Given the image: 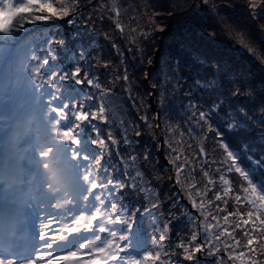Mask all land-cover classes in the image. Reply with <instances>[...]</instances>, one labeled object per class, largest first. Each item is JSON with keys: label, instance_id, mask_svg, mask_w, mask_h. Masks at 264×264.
<instances>
[{"label": "trees", "instance_id": "trees-1", "mask_svg": "<svg viewBox=\"0 0 264 264\" xmlns=\"http://www.w3.org/2000/svg\"><path fill=\"white\" fill-rule=\"evenodd\" d=\"M54 2L59 3V0ZM199 2L115 0L113 7V0H90L89 6L81 9L84 19H78L76 24L88 33L84 43L95 66L93 75L106 86L103 102L107 118L103 123H95L107 145L111 146L107 139L109 134L116 141L113 150L100 153L106 164L97 162L96 174L100 177L101 171L106 170L105 180L118 174L117 178L126 186L132 184L137 188L136 196L141 205H156L154 212L149 209L147 215H136L131 222L129 231L133 239L140 238L132 245L135 253L148 245L156 228L166 225L173 244L195 231L197 242L202 244L211 226L212 233L207 236L212 238L213 244L214 241L218 244L220 261L241 264L230 257L237 255L236 241L246 244L244 232L252 229V224L243 223L247 213L253 210L243 199L244 189H251L254 185L259 189L260 181L252 176L254 167L258 166L259 172L264 173V123L259 119L264 115L260 111L261 98L264 97V48L257 43L264 40L256 28L255 40H249L254 44V50L243 51L250 49L247 44L238 45L234 50L231 46L237 40L238 27L241 29L244 25L249 29L248 22L253 15L240 16V6L218 15L208 13L207 16L204 12L193 13L186 8ZM221 4L229 3L220 0L218 5ZM0 13V27H3L13 12L0 10ZM36 24L39 26L26 27L16 36L15 43L23 46L21 51L38 49L41 41L46 43L47 38H52L66 43L63 49L54 45L62 66L71 68L79 61V56L73 55L75 41L67 35L70 26L50 25L48 22ZM145 33H150V38L145 39ZM9 43L0 35V46ZM217 64L221 66L222 88L213 80V67ZM240 83L244 85L241 91L251 93V96L229 99ZM87 87L91 90V86ZM220 102L225 107L232 104L234 108H244L255 122L244 123L234 117L237 126L228 129L227 122L218 121L213 115V127L219 126L224 136L210 132L208 124L201 121L200 112L206 111L209 103L214 106ZM2 106L0 103V110ZM85 136L95 138L91 129L78 134L82 143ZM57 140L59 138L52 135L51 141L57 144ZM225 142L229 144L228 149L223 147ZM58 146L64 158V168L75 185L81 188L79 162L72 159L63 142ZM96 151L100 152L99 149ZM229 151L235 160L228 156ZM132 158L135 164L130 162ZM174 165H179V172ZM237 168L249 172V177L245 178ZM177 178L180 185H176ZM260 187L264 188V183ZM217 195L223 199L216 200ZM177 196L178 202L170 204L169 200L175 201ZM237 196L241 197L239 205L235 200ZM259 219L258 213L255 229L250 234L255 240L262 241L264 233L260 229L264 225H260ZM184 242L189 244V255L195 264H215L209 256L205 260L200 249L192 253L190 249L195 245L187 240ZM228 243L233 245L231 252L225 250ZM209 249L214 248L206 243V254ZM216 250L215 247L214 252ZM180 251L173 252L175 260L180 264H193V261L184 259ZM243 251L246 262L248 250L243 248ZM256 255L264 261L259 248ZM158 260L174 264L167 255L159 256Z\"/></svg>", "mask_w": 264, "mask_h": 264}, {"label": "snow or ice", "instance_id": "snow-or-ice-1", "mask_svg": "<svg viewBox=\"0 0 264 264\" xmlns=\"http://www.w3.org/2000/svg\"><path fill=\"white\" fill-rule=\"evenodd\" d=\"M89 3L90 0H59V3H55L54 0H19V2L0 0V10L13 12L8 22L0 27V35L5 36L10 42L0 46V77L3 79V83L0 84V103L3 104V115H0V133H2L0 139L5 156L4 161L0 162V187H4L6 197L16 205L14 213L18 216L22 211V204L19 199L17 177L22 174L23 161L29 151L28 142L33 133L39 132L41 136H45L49 129L52 135L63 142L72 159L79 162L83 185L80 188L79 207L74 212L67 208L54 207L49 211L59 215L51 216L41 209V223L36 237L38 243L32 256L25 259L23 264H150V262L169 264L167 260H158L161 255H167L172 258L174 264H180L173 256L176 250H182L180 255L195 264L194 258L189 255V244L184 241L194 244L190 251L197 252L201 249V243L197 242V233L193 231L190 236L180 237L178 242L173 244L166 231V225L152 231L150 242L141 251L131 252L132 245L140 240L139 237L133 239L129 231L133 218L136 215H147L149 209L154 212L156 205L151 203L147 207L141 205L136 196L137 188L132 184L126 186L120 178H117L118 174L107 180L103 178L107 174L106 170L101 171L100 177L96 174L99 169L97 162L106 164V160L102 161L100 153L107 154L113 150L116 141L109 134L107 139L111 142V146L107 145L101 138V129L95 123L96 121L103 123L107 118V110L103 102L106 86L93 75L95 66L87 55L88 47L84 43L88 33L82 31L76 24L78 19H84L81 9L88 7ZM248 7L256 16L264 17V0H259L258 3L257 0H250ZM186 8L191 9L193 13L204 12L207 16L208 13L218 15L221 11H229L232 5H212L210 0H200L198 4L193 3ZM36 22L70 26L67 35L75 41L73 55H78L79 61L71 68L62 66L54 45H60L63 49L66 43L52 38H47L46 43L41 41L38 49L21 51L23 46L15 43L16 36L22 34L26 27L39 26ZM116 27L119 28L120 25L117 24ZM209 35L214 34L209 33ZM246 35L255 40L251 32H246ZM143 36L148 39L151 34L145 33ZM261 39L264 40V29L261 30ZM231 47L237 50L236 45ZM242 50L252 51V49ZM220 73L221 66L214 65L213 80L222 88L223 78ZM25 75L27 86L24 81ZM87 86H91V90ZM243 87L242 83L236 86L229 99L233 97L239 99L241 95L251 96V93L241 91ZM41 105H43L42 109ZM260 111L264 113V97L261 98ZM213 115L218 121L227 122L228 129L237 126L234 117H239L244 123L255 122L242 107L234 108L232 104L225 107L223 102L214 106L209 103L208 109L200 112V119L208 124L210 132H217L221 137L224 136V132L220 131L219 126L213 127ZM192 118L195 119V116L193 115ZM259 119L264 123V115ZM69 124L71 126H68ZM88 129L95 134V138L89 139L85 136L82 143L78 134L85 133ZM223 147L228 149L229 144L225 142ZM96 149L100 152L98 153ZM145 155L148 153L145 152ZM228 156L233 160L236 159L231 151L228 152ZM130 162L135 164V159L132 158ZM174 167L179 172V165ZM236 170L245 178L249 177V172L239 168ZM252 176L260 181V185L264 183V173L259 172L258 166L252 169ZM249 183H252L251 179ZM180 184L181 181L177 178L176 185ZM260 185L259 189L255 185L251 189H244L243 199L253 210L247 213L243 223L252 224V229H255L258 213L259 223L264 225V188ZM222 199V196H216V200ZM240 199V196L235 197L237 205ZM178 200L177 196L175 201L169 200V203ZM225 207H227L226 201ZM252 229L244 232L246 244L241 245L240 241H236L237 255L230 257L231 260L240 261L241 264H264V261L259 260L256 255L257 248L260 249V254H264V240H255L250 234ZM260 232L264 233V227ZM130 237L132 239H129ZM73 238L75 243L67 247L62 246L63 242ZM205 240L212 245V248L216 247L210 236L205 237ZM216 240L219 241V237H216ZM28 245L27 234L18 233L13 224H10L7 230L0 226V264H21L20 257L28 250ZM243 248L248 250L249 258L246 262L243 260L245 256ZM225 250L233 251V245L228 243L225 245ZM208 254H212V249H209Z\"/></svg>", "mask_w": 264, "mask_h": 264}, {"label": "rangeland", "instance_id": "rangeland-1", "mask_svg": "<svg viewBox=\"0 0 264 264\" xmlns=\"http://www.w3.org/2000/svg\"><path fill=\"white\" fill-rule=\"evenodd\" d=\"M227 2L229 4L232 5V8H238V6L242 7L240 8L241 10V14H239L240 16L242 15V17H244V15L246 16H250L253 15V18L250 20V22H248V27H244V25H241V29H237L236 32V41L234 42V45L238 46L241 44H247L249 46L250 49H253L255 47H253L254 44H250L249 40L252 39L250 38L248 35H246V32H251L252 37H256L257 33H255L256 28L261 32L262 29H264V17L261 16H256L254 14V12L248 7L250 0H240V2H237L236 0H227ZM259 2V0H257V3ZM210 3L212 5H218V3H220V0H210ZM257 11H259V9H257ZM259 18L258 20L255 18ZM249 21V20H248ZM264 42V41H263ZM259 41L257 42L259 45H264V43ZM262 47V46H261ZM34 160H31L30 158H28L26 156V159L23 162L22 165V174L20 176H18V188H19V199L21 201V203L24 205V209L26 205L29 204H33L36 206L40 207L41 209H44V211L48 214L51 215V212L49 211L53 205H55V202L50 201L53 200L51 199L47 193L46 187L48 188L47 185V179L44 176V173L41 171L39 176L34 179V177L31 176V172H33L34 168H35V164L37 163L35 161V163H33ZM0 194L2 195V198L4 200L7 201L8 204H12L8 198L5 195V189L4 187L0 188ZM52 197L59 203V206L62 208H67L68 206L64 205V203L61 201L60 196H58V194L55 191L51 192ZM61 194V193H60ZM68 210H71L68 209ZM53 216H56L55 213L53 214ZM212 233V229L208 227L207 231H206V237H209L207 235ZM75 243V242H74ZM206 240L205 243L201 244V249L203 251H201V255L205 258L206 260V256H209L214 262L215 264H220V250L218 249V244L214 241L215 245H216V252H214L215 248L212 249V253L211 255L206 254ZM243 250V249H242ZM247 255V254H246ZM225 262H222V264H224Z\"/></svg>", "mask_w": 264, "mask_h": 264}]
</instances>
